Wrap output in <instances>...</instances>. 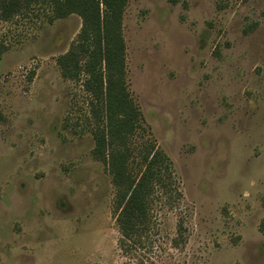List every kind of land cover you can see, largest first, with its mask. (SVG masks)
<instances>
[{"label":"rangeland","instance_id":"374dc122","mask_svg":"<svg viewBox=\"0 0 264 264\" xmlns=\"http://www.w3.org/2000/svg\"><path fill=\"white\" fill-rule=\"evenodd\" d=\"M43 4L0 20V264H264V0H129L137 144L169 157L151 230L121 246L83 78L81 28Z\"/></svg>","mask_w":264,"mask_h":264},{"label":"trees","instance_id":"16d2710c","mask_svg":"<svg viewBox=\"0 0 264 264\" xmlns=\"http://www.w3.org/2000/svg\"><path fill=\"white\" fill-rule=\"evenodd\" d=\"M129 0H0V20L49 5L51 20L78 15L81 32L57 59L62 77L83 78L94 119L95 157L108 165L116 189L113 210L124 247L152 228L154 203L173 187L169 157L153 141L137 144L143 118L126 82L123 15ZM5 46L0 45V57ZM264 227V224L263 226Z\"/></svg>","mask_w":264,"mask_h":264}]
</instances>
